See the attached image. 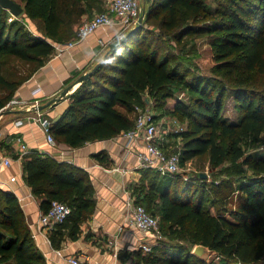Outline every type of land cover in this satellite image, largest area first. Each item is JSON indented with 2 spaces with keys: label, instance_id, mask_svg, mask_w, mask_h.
<instances>
[{
  "label": "trees",
  "instance_id": "1",
  "mask_svg": "<svg viewBox=\"0 0 264 264\" xmlns=\"http://www.w3.org/2000/svg\"><path fill=\"white\" fill-rule=\"evenodd\" d=\"M21 1L27 17L43 20V30L36 33L17 19L9 22L8 8L0 4V110L6 109L19 86L57 50L54 43L60 41L66 27L81 21L87 12L102 11L104 3ZM145 1L150 10L140 28L115 50L110 51L109 43L99 66L69 95L66 109L51 117L53 134L59 142L77 147L133 128L138 106L149 105L156 120L169 112L186 123L183 130L170 133L183 138L181 164L207 155L210 169L217 172L212 180L200 173L203 178L196 181L192 175H181L180 170L163 173L154 167L140 168L141 177L133 185L131 197L152 214L160 213L159 227L163 218L173 231L180 228L188 234L192 246L169 243L162 236L146 251L148 255L141 253L139 261L261 264L264 154L247 152L243 142L251 138L259 143L264 134V0H214V8L209 0ZM187 18L191 21L186 22ZM202 32L210 36L216 60L213 72L222 79L192 69V64L184 61L189 58L169 51V45H181L185 38ZM20 61L34 63V67L23 75ZM181 89L190 91L187 99L176 95ZM228 92L240 113L236 119L224 115ZM173 96L176 102L172 108L167 99ZM157 108L164 111L158 113ZM166 139L170 138L165 136L162 147L167 152L176 151L170 149L171 139ZM23 161L29 184L36 193L45 195L42 210H48L52 200L59 198L71 206L70 214L49 236L52 244L59 243L63 227L70 223L76 237L79 222L94 208L87 172L71 162L39 154L26 155ZM219 172L227 175L218 177ZM199 243L214 251L211 261L193 253ZM0 264H49L18 196L1 188Z\"/></svg>",
  "mask_w": 264,
  "mask_h": 264
},
{
  "label": "crops",
  "instance_id": "2",
  "mask_svg": "<svg viewBox=\"0 0 264 264\" xmlns=\"http://www.w3.org/2000/svg\"><path fill=\"white\" fill-rule=\"evenodd\" d=\"M17 1L24 5L23 1ZM106 3L107 0H104L103 10ZM7 11L10 21L16 19L15 14L9 9ZM94 14L87 12L84 19ZM18 18H23L32 31L33 22L43 24L42 19H31L24 11ZM122 30L121 25L111 24L99 28L73 46L62 51L57 49L19 86L11 99L14 103L6 107L7 112L0 116V188L18 196L36 242L49 264H74L71 257L86 259L89 264L95 259H101L104 264H143L139 261L141 253H145L142 243L155 241L151 233L131 225L127 219V200L131 197L133 185L141 177L136 151L143 140L131 151L126 149L123 132L110 138L88 140L77 147L58 140L51 144L39 123L33 119L35 111H27L29 104L36 101L46 103L72 86L58 104L43 109L52 118L63 112L70 102L69 95L90 76L85 77V73L104 59L107 45L101 44L100 39L110 43ZM19 118L23 119V123H16ZM18 136L27 143L26 151L16 139ZM31 154L76 164L87 172L93 186L92 212L79 222L76 237L73 236L71 223L64 226L57 245L47 239V235L56 230L55 226L46 229L39 222L45 195L36 193L26 178L23 160ZM5 157H10L9 165L4 163ZM117 166L121 169H116ZM12 176L16 178L12 179Z\"/></svg>",
  "mask_w": 264,
  "mask_h": 264
},
{
  "label": "built area",
  "instance_id": "3",
  "mask_svg": "<svg viewBox=\"0 0 264 264\" xmlns=\"http://www.w3.org/2000/svg\"><path fill=\"white\" fill-rule=\"evenodd\" d=\"M146 11L141 0H107L105 9L87 17L77 27L76 36L65 43H54L60 51L67 47L73 46L78 41L88 37L101 27L111 24H119L123 29L128 28L137 23L141 16L145 17ZM18 18V16H15ZM100 43L108 46L109 43L103 38ZM14 100H10L6 107L11 106ZM36 101L29 104H38ZM138 115L135 126L124 131L126 138L125 146L128 151L133 150L136 144L143 140L142 145L137 148L138 163L140 167H154L163 173H175L181 169L180 151L167 152L161 145L162 142V125L154 118V112L150 106L137 107ZM35 119L41 126L45 137L51 144L56 143V138L52 131V119L43 110H37L33 114ZM17 124L23 123V119L19 118ZM169 127L176 132L184 129V126L176 119L170 120ZM1 134V132H0ZM22 145L24 151L27 150V143L23 141L21 136L16 138ZM4 163H11L10 157L4 158ZM121 169L120 167H115ZM16 176H12L15 179ZM128 212L127 219L131 225L139 229L149 232L155 240L160 239L163 235L159 228V217L149 212L143 204L136 203L132 197L127 200ZM71 212V206L59 199H53L48 210H41L39 222L44 228L54 227L58 222L64 221ZM46 232V231H45ZM46 235V233H45ZM47 239L50 240L47 235ZM145 251L152 249V243L144 242L141 245ZM70 260L74 264H89L86 259L79 257H71ZM92 264H104L101 259H95Z\"/></svg>",
  "mask_w": 264,
  "mask_h": 264
},
{
  "label": "rangeland",
  "instance_id": "4",
  "mask_svg": "<svg viewBox=\"0 0 264 264\" xmlns=\"http://www.w3.org/2000/svg\"><path fill=\"white\" fill-rule=\"evenodd\" d=\"M141 1H143V5H144V8H145V11L147 14V11H148V8L150 7V4H148V2H146L145 0H141ZM209 5H211L214 8L217 6V3L214 0H209ZM95 12H98V10L97 11L95 10L93 12V14ZM10 18L11 17L9 16V18H8L9 22H11ZM15 18L21 22L24 21L23 18H17V17H15ZM83 19H84V17H83ZM81 21H79L78 23H76L75 25H73L71 27L67 26L65 29V32L63 33L62 38L59 39L60 41L57 40L55 42L56 43H65L64 42L65 40L67 41V40L73 39L75 37V34H76V29L79 26V24L81 23ZM190 21H191V19H188V18L186 19V22H190ZM148 26L151 27L150 24ZM31 28L33 29V31L35 30L37 33H41L42 32L41 30L43 29V24H42V22L35 21L32 23ZM124 30H122L121 32L119 31L120 33L117 37H119L123 33ZM209 37L210 36L205 32L196 34L195 36H189V37L185 38V41H183L181 45H178V46L169 45V51H171V53L175 54L178 57L183 56L185 58H189L190 60L186 59L184 61L192 64V66H191L192 69L194 67L195 69L199 70V72H201V73L214 75L216 77L217 75L213 72V66L216 63V60L213 58V55H214L213 50L214 49L212 48V45L209 42ZM49 57L50 56H48L47 59ZM32 66L34 67V63L29 64L27 62L20 61V71H21L20 73L23 75L26 74V72L29 71ZM191 74H192V72L190 73V75ZM217 79H222V76H217ZM176 95H179L178 97L181 99H187L190 96V91L188 89L187 90L181 89L179 91V93ZM225 101H226V104H225V109H224V115L227 116L229 119H236L240 115V113H239V110L235 106V98L231 92H228L227 98ZM175 102H176L175 96L167 99V105L168 106H171V107L174 106ZM157 110H158V113H159V111H164V110H161L158 108H157ZM168 113L161 114L162 116L159 117L157 120H159L161 118H163V120H165V121L161 122L162 135L164 136V138H165V136H167L171 139V141H172L170 144L171 150L179 151L183 146V138H182V136L180 137V135L171 137V135H170L171 128L169 127L170 121H168V120H169V118H174V117L172 116V114H168ZM181 125L186 126V123L181 121ZM243 146L245 147V150L247 152H255V151L259 150L258 153L264 154V134H263L262 139L259 143H256L251 138H247L243 142ZM179 172L183 176L187 175V177H188V175H192L194 178H197L196 181H199L200 179L203 178L200 175V173L204 174L205 178L212 180L214 178V172H217V171L210 169L208 156L202 155V156H196V157H194V158H192L186 162H183L181 164V169ZM226 173H223V172L220 173L219 172L216 175L218 177L219 176H225V175H227ZM234 175L236 176L237 173H234ZM179 188H180V192H181L182 186H180ZM59 200L66 201V199H64V198H59ZM208 200H209V198H208ZM213 211H215L214 208H213ZM157 215L160 216V213H157ZM161 219L162 220L160 221V227L159 228L162 232V235L164 236L165 241H168L169 243L170 242L181 243L184 245H191L192 244L188 234H186L180 228L179 229L174 228V231H176V232H174L173 229L169 228L168 224L163 220V218H161ZM193 249H194V247H193ZM145 254L148 255L149 253L145 251ZM213 257H214V251L211 252L210 254L206 255L204 257V259H207V261H211V259H213ZM143 264H149V263L143 262ZM261 264H264V261L261 262Z\"/></svg>",
  "mask_w": 264,
  "mask_h": 264
},
{
  "label": "water",
  "instance_id": "5",
  "mask_svg": "<svg viewBox=\"0 0 264 264\" xmlns=\"http://www.w3.org/2000/svg\"><path fill=\"white\" fill-rule=\"evenodd\" d=\"M147 1H150V0H147ZM0 4L2 6H4L5 8H8L16 16H19L24 10L23 5L17 0H0ZM149 10H150V7L148 8V11ZM143 20H144V16H141L138 20L137 26L133 27L132 29H130L126 33L121 34L119 37H117L116 39L111 41L110 42V51L117 49L121 44H123L138 28H140ZM101 62L102 61L97 63L95 65V67L93 69H91L90 71H88L87 73H85L84 76L87 77V76L91 75L92 72L94 71V69L97 68ZM71 88H72V86L66 87L61 93L54 96L52 99H50L46 103L33 104L31 107H29L27 109V111L43 110L46 107L58 104ZM6 112H7V109H1L0 110V116ZM211 252H213V250L211 248H209L207 245H204L202 243L195 245V247L193 249V253H195L196 255H198L202 258H204L206 255L210 254Z\"/></svg>",
  "mask_w": 264,
  "mask_h": 264
}]
</instances>
